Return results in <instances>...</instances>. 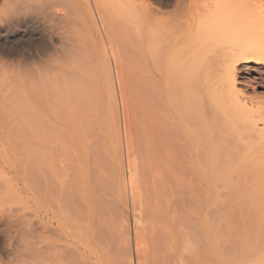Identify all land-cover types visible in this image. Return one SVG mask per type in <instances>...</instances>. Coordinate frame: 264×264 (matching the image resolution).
Masks as SVG:
<instances>
[{"label":"bare ground","instance_id":"6f19581e","mask_svg":"<svg viewBox=\"0 0 264 264\" xmlns=\"http://www.w3.org/2000/svg\"><path fill=\"white\" fill-rule=\"evenodd\" d=\"M202 1L181 32L172 0H0V44L43 43L0 56L2 88L56 73V264H244L202 176L240 170L221 155L264 171V99L238 86L264 71V8Z\"/></svg>","mask_w":264,"mask_h":264},{"label":"rangeland","instance_id":"374dc122","mask_svg":"<svg viewBox=\"0 0 264 264\" xmlns=\"http://www.w3.org/2000/svg\"><path fill=\"white\" fill-rule=\"evenodd\" d=\"M148 1L153 3L152 7L156 9L161 7L163 1L166 3L169 0ZM198 1L203 2L182 0L180 5L177 0H172V4L162 7L165 11L174 12L175 18L182 19L183 23L179 22L180 19H176L178 22L175 21L177 25L184 24L181 29L179 27L180 31L184 32V28L185 31L189 28L187 23L191 22L192 13L204 5V3L198 5ZM253 2L264 8V0ZM26 36L35 38L37 46L43 44L39 35L18 32L9 38L10 42H1V60L11 65L13 62L15 66V63H18L17 58L21 57L9 56V49L25 40H30ZM55 68L56 62L51 72ZM257 70L254 69V64L241 65L238 86L247 97H261L260 99L263 100L264 71ZM16 76L18 75L4 81V86L7 88H2L3 82L0 81L2 89V93L0 92V264H56V73L49 74L51 80L47 77L49 80L47 83H45L46 77H43L44 83L40 82V84L43 86L45 84V87L41 94L39 88L43 86L36 85L39 90L31 91L29 90L31 88H27L25 84V82L28 84L27 80L24 82V78L20 79ZM39 78L43 82V78ZM36 80L35 78L32 81ZM29 86H33V83ZM16 104L18 108H22L24 114L23 112L22 115L15 114L18 112V108L16 112L13 111V106L15 107ZM25 114L35 119L32 121V117H29L30 119L27 117L32 122L27 121ZM34 121L36 123H33ZM232 156L221 155L219 163L226 166L232 163L230 162L232 159L233 162L237 160L241 167L239 171L237 168L236 171V165L232 164L227 169L220 168L216 175L213 174V178L212 174L203 175L206 177L202 176V181L204 180V186L214 188L215 204L217 209L219 207L221 218L228 222V226L230 223L231 232L229 229L225 228V230L231 233L230 236L226 231L231 237L227 240H231L229 245L234 250V256L238 259L242 258V261L246 259L244 264H252V262L264 264V171L255 170L252 165L250 166L254 170L250 169L249 164L253 161L243 158L234 159ZM244 165L248 166L247 170ZM250 197L261 200H257L258 204L254 205L256 208L252 207L253 205L249 207L250 203L247 201ZM21 228L27 231L26 236ZM19 232L26 238H22L24 237L22 234L18 236ZM16 234L17 238H15ZM18 237H21L20 240ZM5 239L10 242L5 243ZM7 244H10L8 251L3 249ZM229 257L231 260L232 256ZM225 258L220 260L223 264H225L224 260L229 259ZM238 262L241 263L240 260ZM230 263L232 264L231 261ZM230 263L227 261L226 264Z\"/></svg>","mask_w":264,"mask_h":264}]
</instances>
